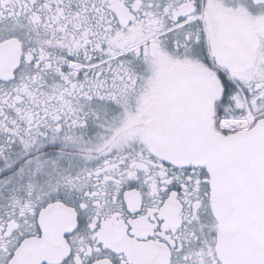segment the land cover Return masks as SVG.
I'll use <instances>...</instances> for the list:
<instances>
[{"label": "snow or ice", "instance_id": "obj_1", "mask_svg": "<svg viewBox=\"0 0 264 264\" xmlns=\"http://www.w3.org/2000/svg\"><path fill=\"white\" fill-rule=\"evenodd\" d=\"M0 264H264V0H0Z\"/></svg>", "mask_w": 264, "mask_h": 264}]
</instances>
